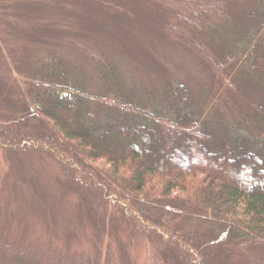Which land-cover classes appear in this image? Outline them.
<instances>
[{
    "label": "trees",
    "instance_id": "trees-1",
    "mask_svg": "<svg viewBox=\"0 0 264 264\" xmlns=\"http://www.w3.org/2000/svg\"><path fill=\"white\" fill-rule=\"evenodd\" d=\"M38 1L23 2L30 17L42 24L36 28V24L26 18L34 26L31 31L36 29L34 36L27 32L24 39L32 40L37 48H23L29 51L24 53L26 87L20 95L29 115L38 123L32 125L28 115L13 123L0 121V148L56 156L55 161L64 167L82 196L93 203L95 200L101 205L114 193L118 198L113 201L115 208L133 229L150 244L166 246L180 264L210 263L199 243L192 242L190 233L178 234L172 230L174 219L179 215L205 224V235L216 238L220 249L236 263L262 264L264 2L251 5L247 19L240 21L238 18L237 21L230 13L231 3L236 0H181L182 13L173 14L178 22L168 24L163 33L175 32L166 36L176 39L182 32L183 35L188 32L199 35L201 42L195 41L193 47L202 63L207 65L210 83L197 99H193L189 86L184 83L166 85L163 91L166 107L162 109L149 96L144 95V101L137 100L133 91H122L124 97L112 96L114 84L120 83V78L107 65L110 62V57L106 58L107 51L100 56L86 52V48L93 45L100 49L95 40L88 41L92 24H97L91 6L87 5L88 23L80 17L72 29L57 28L56 20H51L41 0ZM91 1L109 7L112 4L109 0ZM192 3H200L201 8L188 11ZM167 6L169 8V4ZM116 17L125 18V15L119 16L117 11ZM221 25L230 30L232 37L226 36L227 30L220 31ZM216 26L219 35L214 38ZM101 36L105 37L104 31ZM219 44L224 45L218 49ZM53 46H66L74 54L92 58L96 67L94 74H90V86L102 91V96L88 95L81 71L65 61ZM199 47L203 49L201 52ZM216 51L213 60L212 52ZM95 55L98 58L93 59ZM0 58H3L1 50ZM3 60L8 64L7 59ZM241 61L251 70L246 74L239 71L245 91L260 95L253 99L249 94L247 99L255 120L251 119L252 124L246 122L257 132L255 140L232 133L228 128L220 136L214 135V124L206 118L209 105L222 89L238 96L232 82L236 80L235 71ZM107 84L112 87L111 91L105 87ZM46 99L56 103V108L49 109ZM97 102L113 110L108 112L105 123L99 120ZM64 145L67 148L65 156L70 159L56 155ZM103 163L107 167H102ZM251 177L255 183H250ZM2 208L0 204V210ZM1 216L0 211V221ZM20 245L7 244L3 236L0 237V264H31L26 257L32 251L22 250ZM100 254V248L95 246L93 253L87 256L71 261L67 257L54 256L57 259L53 262L43 264H89L91 256L93 263L99 264Z\"/></svg>",
    "mask_w": 264,
    "mask_h": 264
},
{
    "label": "rangeland",
    "instance_id": "rangeland-1",
    "mask_svg": "<svg viewBox=\"0 0 264 264\" xmlns=\"http://www.w3.org/2000/svg\"><path fill=\"white\" fill-rule=\"evenodd\" d=\"M29 1L0 0V50L3 54V58H0V121L4 123H13L25 115L30 116L32 125L38 123L29 115L28 107L20 98L26 87L24 53L29 51L23 48H37V44L24 39V35L31 32L30 35L34 36V30L42 24L38 19L30 17L28 8L23 3ZM169 1L109 0L111 7L107 4H95L91 0H41L40 3L51 16V20H56L57 28L68 29L77 26V19L80 17L86 19L84 23H88L87 5L91 6L97 24H92L88 41L95 40L100 49L93 45L86 48V52L100 56L104 50L107 51L106 58L110 57L107 65L120 78V83L114 84L113 90L109 84L105 87L112 90L115 98L119 95L124 97L122 91H133L137 100L144 101L146 95L165 109L163 91L166 85L184 83L189 86L193 99H197L202 90L206 91L211 77L207 65L202 63L193 47L195 41L201 42L199 35L190 32L183 35L182 32L176 39L177 37L167 38L175 32L170 33L167 30L166 34L163 33L168 24L173 22L174 25L178 22L173 14L182 13L181 0H171L172 3H168ZM263 2L264 0H236L231 3L230 13L235 20L238 21L239 18L242 21L247 19L251 5ZM31 5L29 3L28 7ZM185 5L184 2L183 6ZM200 5L192 3L188 11H195L196 7L197 10L200 9ZM117 11L119 16L125 15V18L116 17ZM133 11L135 15H132ZM127 14L129 15L126 16ZM27 17L36 24L33 31L31 30L34 26ZM122 19L123 22H120ZM219 29L221 32L227 30L226 36L232 37L230 30L224 25ZM219 29L217 26L214 29V38L218 37ZM102 31L105 37L101 36ZM209 38L212 40V37ZM223 45L219 44L217 48ZM53 47L59 54L62 53L60 56L65 57V61L81 71L88 95L102 96V91L90 86V74H94V66L96 67L92 58L74 54L66 46ZM198 50L201 52L203 49L199 47ZM216 56L217 51L212 52L213 60ZM96 58L98 56L95 55L93 59ZM3 59H7L8 64H4ZM60 60L63 61L61 58ZM239 71L246 74L251 70L245 61L238 64L236 80L234 78L232 82L238 96L232 91L222 89L215 101L209 105L206 118L214 124V135L220 136L228 128L232 133L255 140L258 134L250 125L255 116L247 99L249 94L253 99L260 98V95L254 91H245V84L239 80ZM87 90L85 93H88ZM46 102L49 109L57 106L51 99H46ZM96 109L101 123H105L106 117L113 112L112 108L99 102L96 103ZM56 152L57 157L70 159L68 155L65 156V145L64 149ZM46 156L37 151L17 152L0 148V204H3L0 210V237L3 236L7 244H21L22 250L32 251L28 253L27 261L31 264H43L66 257L71 261L93 253V248L98 246L101 250L99 264L105 261L110 264H180L166 246L155 242L150 244L133 229L131 223L115 208L113 201L117 196L114 193L108 195V200L101 205L95 200V203L87 200L71 182L64 167L55 161L56 156ZM104 166L103 163L102 167ZM73 167L75 169V164ZM235 180L240 183L239 177ZM253 182L255 183L251 177L250 183ZM173 225L174 232L191 234L192 242L199 243L210 264H242L228 257L220 249L221 245L216 238L205 235V224L179 215L174 219ZM91 258L93 259L92 256ZM92 259L89 264H94Z\"/></svg>",
    "mask_w": 264,
    "mask_h": 264
},
{
    "label": "bare ground",
    "instance_id": "bare-ground-1",
    "mask_svg": "<svg viewBox=\"0 0 264 264\" xmlns=\"http://www.w3.org/2000/svg\"><path fill=\"white\" fill-rule=\"evenodd\" d=\"M3 190H5V188Z\"/></svg>",
    "mask_w": 264,
    "mask_h": 264
}]
</instances>
